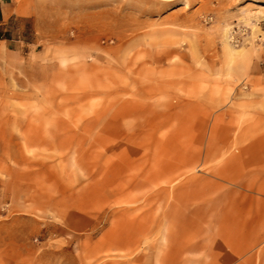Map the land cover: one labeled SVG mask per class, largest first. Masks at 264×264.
I'll use <instances>...</instances> for the list:
<instances>
[{"label": "rangeland", "instance_id": "rangeland-1", "mask_svg": "<svg viewBox=\"0 0 264 264\" xmlns=\"http://www.w3.org/2000/svg\"><path fill=\"white\" fill-rule=\"evenodd\" d=\"M0 264H264V0H0Z\"/></svg>", "mask_w": 264, "mask_h": 264}]
</instances>
